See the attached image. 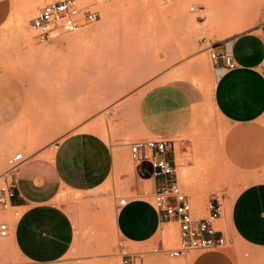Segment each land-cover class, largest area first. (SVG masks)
Returning <instances> with one entry per match:
<instances>
[{
    "label": "rangeland",
    "instance_id": "obj_1",
    "mask_svg": "<svg viewBox=\"0 0 264 264\" xmlns=\"http://www.w3.org/2000/svg\"><path fill=\"white\" fill-rule=\"evenodd\" d=\"M79 3L99 12V20L79 31L63 32L50 43H38L30 30V22L40 4L24 32H20L15 21L0 25V174L7 159L15 153H24L28 161L48 157L66 135L80 130L87 139H93L88 127L102 124L104 133L94 135L111 153L114 183L95 193L62 191L59 194L58 202L74 223V243L69 254L53 264H120L117 254L121 244L136 249L156 247L159 240L167 248L179 244L175 223L164 224L158 234L161 238L150 245L124 242L116 224L119 202L128 198L122 192L128 185L121 177L131 174L128 165H135L130 156V144L146 139L137 122L138 101L148 88L171 79L173 73L188 74L189 79L171 83L185 88L195 107L190 127L174 138L175 152L177 150L181 156L176 162L178 183L189 196L195 215L204 217L208 213L197 214L196 197L207 209L209 201L218 195L227 214L228 202L239 191L251 183L264 182V116L240 124L218 115L212 101L216 67L210 58L211 47L242 34L256 33L264 39L260 29L264 0H210L208 3L79 0ZM104 5L108 6V11L104 10ZM212 5L226 16L215 22L204 16ZM160 6L167 7L161 9ZM176 6L185 7L187 14L197 19L195 29L179 20ZM234 7L239 8V16L228 17ZM233 19L237 22L231 26L236 23L233 26L236 30L229 36L222 38L218 28L211 30L213 25L226 29ZM179 46L190 51L179 58ZM162 47L176 48L178 58L169 62ZM155 51L161 54L159 64L150 65ZM201 57L206 59L208 72L194 69ZM87 104L91 111L85 116L80 110ZM65 109L77 112L74 118L67 117ZM23 138H30L31 143L24 149L15 148L14 143ZM180 145L182 148L178 149ZM183 171H186L184 177ZM26 210L23 208V212ZM3 219L14 220L0 211V221ZM170 224L175 225L176 231L174 239L167 241L162 233ZM218 228L226 236L224 249L233 253L237 264H264V248L245 244L223 221ZM0 244L3 245L0 264L22 260L12 247L11 237L0 239ZM197 254L191 253L180 260L151 256L147 264H153L155 259L161 260V264H180Z\"/></svg>",
    "mask_w": 264,
    "mask_h": 264
},
{
    "label": "crops",
    "instance_id": "obj_2",
    "mask_svg": "<svg viewBox=\"0 0 264 264\" xmlns=\"http://www.w3.org/2000/svg\"><path fill=\"white\" fill-rule=\"evenodd\" d=\"M12 3L0 0V25L9 20ZM215 49L231 52L237 64L234 70H227L223 60L215 66L212 101L216 112L233 123L259 120L264 116V39L256 33H245ZM177 80L180 79L151 86L141 95L136 116L146 139L174 141L192 124L194 101L185 88L171 83ZM92 136L93 139H87L80 130L74 131L55 146L50 156L35 157L21 168L16 203L27 210L10 237L22 259L53 264L71 251L75 229L71 215L58 202L62 191L95 193L114 183L111 153ZM168 156L176 164L175 144ZM121 178L128 185L122 190L128 198L126 205L117 207L120 237L133 244H156L161 238L157 234L167 223L161 221L151 199L168 178L156 176L147 159L135 162L133 173ZM221 221L245 244L264 248V182L251 183L242 189L228 203V212L217 226ZM157 244L163 242L159 240ZM161 262L155 259L153 264ZM180 264H237V261L229 249H221L198 253Z\"/></svg>",
    "mask_w": 264,
    "mask_h": 264
},
{
    "label": "built area",
    "instance_id": "obj_3",
    "mask_svg": "<svg viewBox=\"0 0 264 264\" xmlns=\"http://www.w3.org/2000/svg\"><path fill=\"white\" fill-rule=\"evenodd\" d=\"M172 3L180 0H163ZM191 11L194 7L190 8ZM100 14L81 6L79 0H41L36 15L30 22V30L40 44L50 43L63 32H76L99 20ZM264 32V20L260 24ZM210 58L216 66L223 60L227 70L237 67L231 52H219L211 47ZM175 142L163 138L144 139L130 144L132 161L147 159L156 176L167 177L168 181L152 196L151 204L161 221L174 222L178 225L179 244L167 248L163 244L150 249H136L131 245L121 244L118 249L120 264H147L151 256H162L178 259L189 253H204L224 249L227 245L224 232L218 228L217 222L224 214L222 198L215 195L209 201L207 214L197 217L189 196L178 183L175 160L168 154L174 149ZM24 153L19 152L7 159L5 169L0 174V211L15 219L0 221V239L8 238L17 221L24 215L23 207L16 203L18 179L21 168L28 161ZM127 199H122L119 206H124ZM9 264H41L31 259H22Z\"/></svg>",
    "mask_w": 264,
    "mask_h": 264
},
{
    "label": "bare ground",
    "instance_id": "obj_4",
    "mask_svg": "<svg viewBox=\"0 0 264 264\" xmlns=\"http://www.w3.org/2000/svg\"><path fill=\"white\" fill-rule=\"evenodd\" d=\"M198 1H202L203 3H208L210 0H198ZM237 1L245 2V0H234V2H237ZM39 4H41V0H14V8H13L12 14H11L9 20L7 21L6 25H8L11 22L15 21V24L17 23V25L20 27V32L21 31L24 32L25 29H26L25 27L27 26L28 22L30 21V18L32 17L31 16L32 13L34 12L36 6L39 5ZM160 7H161V9H165L167 6H160ZM184 8L185 7H181V6L174 7L176 16L179 18V20L183 24H186L189 27H194V29H195L196 28V25L198 23L197 19L195 17H192V16L190 17L187 14V12L185 11ZM238 9H239L238 7L231 8L230 11H229V13H228V17H230V15L236 16V17L239 16V13H237ZM104 10L105 11H108L109 10V8H108L107 5H104ZM204 16L212 19V21L215 22L216 20H220L222 17H224L226 15L224 14V12L221 11V9H219L218 7L212 5V6H208L207 11H206V14ZM234 22H237V21L234 20V19L231 20V21H229L228 28H226V29H224V26H222V25H219V26L218 25L217 26L216 25L215 26L213 25V28L211 30L212 31H215V28H218V30L221 32V35L220 36L222 38L227 37V36H229L231 33H233L236 30V29L233 28V26L236 23L233 26H231ZM188 44H190V43H188ZM179 48L181 49V46H179ZM162 49H163V47H162ZM163 50L165 51L164 57H167V59L170 60L169 62H172V61H174L175 59L178 58V57H175V50H176V48L175 49L174 48H171V49H168V50H167V48H165ZM189 51H190V49H189ZM189 51L187 49L186 50L181 49V54L179 55V58L180 57H184ZM160 55L161 54H160L159 51H155V53L152 54V57H151V60H150V65L151 64H159V59L161 58ZM166 62L168 63V61H166ZM158 66H156V67H158ZM194 69L199 70V71L200 70H203L204 72H208L209 69L207 68L206 59L204 57H201L198 60V63L194 66ZM173 79H184V80H187V79H189V76H188V74H186L184 72L180 73V71H179V72L173 73V76L169 80H173ZM169 80H167V81H169ZM167 81H165V82H167ZM209 88L211 90V86ZM80 111H84L86 113L85 114V116H86V115L89 114L88 111H91V108L87 104V105H84L83 109H81ZM65 113H66V116L71 119V118H74V114H76L77 112L74 113L71 109H65ZM87 131L89 133H91V134L92 133L93 134H96L98 132H100L101 134H103L104 133V128L102 127V124L100 125L99 123H95L94 125L89 126ZM32 140L34 141V139H32ZM30 143H31V139L30 138H23V139L17 140L14 143V147L15 148H18V149H24V147L26 145L30 144ZM177 144L178 143H176V146H177ZM31 145H30V147H31ZM178 146H179V144H178ZM181 148L182 147L180 145V148H178V149H181ZM180 152H182V151H180ZM181 155H182V153H181ZM175 158H176V161H180L181 160L180 153L177 150L175 152ZM127 167H128V169L130 170V172L132 174L133 173V167L131 165H128ZM185 175H186V171H183L182 172V177H184ZM239 192L234 196L233 199H231V201H233L236 198V196L239 194ZM197 198L198 197L194 198V206L196 208V212H197V214L199 216H204L207 213L206 206L201 201V199L199 200ZM193 212H194V210H193ZM11 222L14 223L15 222V219L13 221H11ZM171 223H173V222H171ZM175 231H176L175 230V225L174 224H170L168 227H166L164 229V231L162 233V236H163V238L165 240L170 241L172 238L174 239ZM12 247L16 251L13 242H12ZM2 248H3V245L0 244V249H2Z\"/></svg>",
    "mask_w": 264,
    "mask_h": 264
}]
</instances>
